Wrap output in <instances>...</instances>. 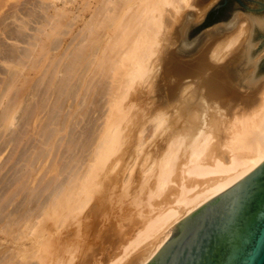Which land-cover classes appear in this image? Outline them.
I'll return each instance as SVG.
<instances>
[{
    "label": "bare ground",
    "instance_id": "bare-ground-1",
    "mask_svg": "<svg viewBox=\"0 0 264 264\" xmlns=\"http://www.w3.org/2000/svg\"><path fill=\"white\" fill-rule=\"evenodd\" d=\"M214 1L95 0L97 8L58 62L57 95L77 76L69 110L52 128L36 129L39 149L25 165L29 174L43 175L35 195L47 194L0 218V264H145L186 215L264 159V71L258 72L264 54L252 53L264 15L237 13L230 31L212 24L190 54L175 47L189 28L187 10L196 8L193 20L200 22ZM11 115L3 110V122L11 125ZM83 117L79 135L66 133L67 122ZM57 144L78 155L46 166L43 153ZM59 170L67 175L58 178ZM113 209V230L97 227V217ZM110 233L119 237L115 247L107 243Z\"/></svg>",
    "mask_w": 264,
    "mask_h": 264
},
{
    "label": "rangeland",
    "instance_id": "rangeland-1",
    "mask_svg": "<svg viewBox=\"0 0 264 264\" xmlns=\"http://www.w3.org/2000/svg\"><path fill=\"white\" fill-rule=\"evenodd\" d=\"M241 1L247 6L255 7L254 4L247 3L246 1H243V0H241ZM261 1H263V0H261ZM222 2H223V0H215L206 9L205 14L201 18L200 22L199 21L194 22V20H193L194 17L192 14H194L193 11L195 12L196 8H194L195 10H193V8L192 9L189 8L187 10V19H190L189 23H188L189 28H188L186 34H184V37L180 40L178 39L177 42L175 43V47H177L179 55L180 54L181 55L190 54L192 50L196 51L197 50L196 48L198 46H200V44L205 40V37L202 38L203 31L205 29L211 28L213 26L212 24H215V23L217 24V23L221 22L224 24L223 25L224 29L230 31L234 28L232 18L235 20L237 18L235 16L236 15L238 16L237 13L252 14L253 16L264 15V10L259 12V13H250V12L245 11L235 0H227L226 6L223 9H220L218 11V14H217L214 6L217 4H221ZM96 6H97V3L95 2V0H0V96H1L0 97V124H1V126H0V153L3 152L0 154V193H1L0 197L4 196L3 197L4 200H3V198L0 199V201H1L0 202V213L2 212L0 214V218H2L4 215H6L9 211H11L13 209L16 210L19 207H21V205L23 206L24 203H27V200H32V202H31L32 204H33V202L36 203V202L42 201L45 197L44 195L47 194L46 190L45 191L42 190L41 193L39 192L40 194L38 193L39 195H37V196L35 195L37 190H39L40 187L43 185V183H41V180H40L41 176H43V175H41L42 173H38L39 175L35 174V176H33L32 174H29L30 169L28 170L29 167H26L27 161L30 162V160H32L34 158L33 153L34 152L37 153L38 149H39V148L37 149V145H38L37 143H38L40 137L37 136L36 129H39V127H40V129L37 131L40 133H43L44 129H49L50 127L52 128L53 125H55V122L57 123L59 121V119L61 120V118L64 117L63 114H65L66 111L68 112V110H69L67 105L69 104L68 102L71 101L70 97L72 96V91L74 90V86L76 87V84H77L76 77L77 76L74 75L75 77L73 76L72 78H70L72 81L69 80L70 82L68 81L69 83L68 82L66 83L67 88L68 87L69 88L68 89L66 88L64 96L57 95V91H55V89H56V86L59 87V79L58 78L61 75V73L58 71V69L60 68L58 62H59V60L63 54L70 51V48L74 44V41H76L78 36H80V32L82 31V30L80 31V29H83L84 22L86 21V19L90 18V16L92 15V12L95 11V8H97ZM210 11L212 13L208 14ZM58 13H60V14H58ZM52 15H54V16H52ZM210 20H212V22ZM59 21L61 23H59ZM57 22H58V24H57ZM206 22H211V23L207 24ZM231 22H232V24H230ZM62 27H64V28L62 29ZM52 28H54V29H52ZM253 34H252L253 35L252 41L253 42L255 41L254 42L255 47L253 48L252 53L261 52L262 54H264V30L262 28H259V29L256 28V29H254ZM73 35H75V36H73ZM72 37H73V39L76 38V40L72 39L73 41L71 42L70 39ZM34 41H36L37 44L34 43V45L32 46L31 44H33ZM68 41H69L70 45H68ZM43 43L45 44V46ZM29 44L31 46H28ZM64 46H66V47H64ZM40 47H41V49H40ZM43 47H44V49H43ZM33 48H35V49H33ZM25 50H26V52H24ZM31 50L33 51V53L31 52ZM69 53L70 52H68V54ZM87 53H88L87 56L91 57V55H92L91 51L89 50V51H87ZM24 54H25V57H24ZM37 56H40V57H38V59H37ZM27 57H29V58H27ZM35 59H37V60L35 61ZM54 60H56V61H54ZM86 61L84 62V64L86 63ZM47 63H48V65H45ZM82 64H83V61L80 64L79 68H81ZM30 65H33V66H30ZM49 65L50 66L52 65L51 68ZM54 65L57 66L55 70H54V68H55ZM263 71H264V55H262V57L260 58L259 63H258V72H263ZM80 74H81V72H80ZM52 75H54V76L52 77ZM50 77L52 78V81H51ZM45 80L49 81V83L46 82ZM50 82H51V84H50ZM71 83L73 84V87H72ZM49 84H50V87H49ZM36 86H38L39 89ZM70 87H72V90L70 89ZM40 89L42 92L40 91ZM2 90L4 92H2ZM6 90L8 91V93ZM35 92L37 95L35 94ZM68 93H70V94H68ZM43 94L44 95L46 94V95L44 96ZM96 94H97L96 91L92 92V96H94ZM69 95H70V97H67ZM39 97H41V98H39ZM96 97L98 98V96H96ZM14 100L16 102H14ZM51 100H54V102H52ZM67 100H68V102H67ZM21 102H22V104H21ZM37 102H39V103L36 104ZM43 102H45V103L43 104ZM98 103H99V101H98ZM56 104L58 105L59 108L57 107ZM60 104L63 107L60 106ZM34 105H35V107H34ZM45 105H47L48 107ZM46 107H47V109H46ZM89 107L91 109L92 105L88 104L89 114L87 115V117L92 118L96 113L90 112L91 110H89ZM43 108L45 109V111H43ZM38 109H39V111H38ZM3 110H7L8 112H10V111L12 112L11 116H12L13 121H11V125L10 124L8 125L6 122L5 123L3 122L4 119L1 118ZM61 110H64L65 112L63 111L62 113H60ZM47 111H48V113H47ZM35 113L39 117L38 116L36 117ZM91 114H93V115H91ZM52 115H54L55 117ZM33 116H34V118L32 119ZM13 118H15V119H13ZM84 118L85 117H83V119H81V121L79 120V123H77V124L74 123L75 120H70L72 123H70V121L67 122V124L69 125L70 128L69 127L67 128L68 125L66 126V130H65L66 133L68 131V134H69V131L70 132L72 131V134L74 136L79 135L78 131L82 130L81 128L83 127V123L85 122ZM30 119H32V120H30ZM34 119H36V122L33 121ZM40 119H42V120H40ZM16 120H17V122H16ZM49 120H50V122H49ZM31 121L33 123L35 122L34 123L35 125L34 124L32 125ZM47 122H48V125L46 126L45 124H47ZM37 123H39L38 124L39 126L37 125ZM49 124L50 125L53 124V125L49 127ZM29 125H32L33 127L34 126L35 127L34 128L32 126L29 127ZM36 125H37V127H36ZM71 125H74V126H71ZM72 127H74V128H72ZM63 137H67V136H63ZM62 139L64 140L65 138H62ZM63 140H61V141H63ZM62 147H63V145L57 144V145H54L50 148L49 154H47L46 152L43 153V154H46L47 159H48V160L46 159L47 160L45 163L46 166L49 165L51 160H54V161H56V163H59L61 165L62 163L69 162V158L72 155H78V151H76V149H74L73 153L71 154L69 151L67 152L66 148H62ZM52 149H54V150H52ZM55 153H57L58 155L57 154L55 155ZM69 155H71V156H69ZM55 156H57V157H55ZM41 157H42V159L45 158L44 155H42ZM21 160H23V161H21ZM71 164H72V162H71ZM58 172L60 174L62 172L61 175L59 174V176H57L58 178H63V176L67 175V174H65L67 172V170H63V171L59 170ZM57 175H58V173H57ZM30 176L31 177L37 176L35 178L36 180L33 183L29 182ZM23 177H24V179H23ZM46 180H49V179H46ZM44 181H45V179H44ZM49 183H51V182H49ZM46 184L49 185L48 182H46ZM25 185H27V186H25ZM2 186H3V188H2ZM11 188H12V190H11ZM29 189H30V192H29ZM32 190H34V192ZM32 193L34 195V198H33ZM23 196H24V198H23ZM41 197H43V199ZM21 199H22V203H21ZM34 199H36V200H34ZM2 201H5V202H2ZM17 203H19V204H17ZM8 204H10V205H8ZM115 210H116V208H115ZM109 213L110 214H108V213L103 214L102 213L97 217V223L98 224L100 223L99 226L97 224V227H99V228L103 227L104 228L105 226L107 227V225H108V227H110V229H112V227L109 225L112 222H110L108 217H110V215L114 214V209L112 210V212L110 211ZM114 217H115V215H113V218ZM99 218H100V220H99ZM105 220H107L109 222H105ZM104 223H105V225H104ZM111 234L112 233H110L109 236L107 237L108 238L107 243L109 245L113 244L111 246L115 247L116 244L118 243L117 240H119V237L114 236V234H113L112 235V237L114 236L113 237L114 240H113L112 237L110 236ZM0 237L5 238V236L2 233H0ZM110 240H113L114 243L110 242ZM101 253H102V251H101ZM101 257H102V255H101Z\"/></svg>",
    "mask_w": 264,
    "mask_h": 264
},
{
    "label": "water",
    "instance_id": "water-1",
    "mask_svg": "<svg viewBox=\"0 0 264 264\" xmlns=\"http://www.w3.org/2000/svg\"><path fill=\"white\" fill-rule=\"evenodd\" d=\"M235 1L250 13L264 10V0ZM145 264H264V159L186 215Z\"/></svg>",
    "mask_w": 264,
    "mask_h": 264
},
{
    "label": "flooded vegetation",
    "instance_id": "flooded-vegetation-1",
    "mask_svg": "<svg viewBox=\"0 0 264 264\" xmlns=\"http://www.w3.org/2000/svg\"><path fill=\"white\" fill-rule=\"evenodd\" d=\"M227 1V0H226ZM226 1L225 2H222L221 4H220V6L219 7H217V8H215L216 10V12H217V14H218V11L220 10V9H223L225 6H226Z\"/></svg>",
    "mask_w": 264,
    "mask_h": 264
},
{
    "label": "trees",
    "instance_id": "trees-1",
    "mask_svg": "<svg viewBox=\"0 0 264 264\" xmlns=\"http://www.w3.org/2000/svg\"><path fill=\"white\" fill-rule=\"evenodd\" d=\"M211 13H212V12L210 11L208 14H211ZM212 20H213V19H212ZM212 20H210V21L212 22ZM208 21H209V20H208ZM211 22H206V23L208 24V23H211Z\"/></svg>",
    "mask_w": 264,
    "mask_h": 264
}]
</instances>
